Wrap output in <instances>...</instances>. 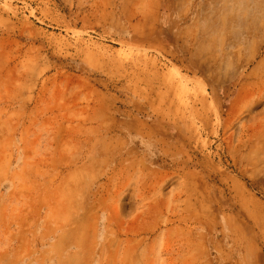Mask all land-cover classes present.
Wrapping results in <instances>:
<instances>
[{"label":"rangeland","instance_id":"obj_1","mask_svg":"<svg viewBox=\"0 0 264 264\" xmlns=\"http://www.w3.org/2000/svg\"><path fill=\"white\" fill-rule=\"evenodd\" d=\"M0 264H264V0H0Z\"/></svg>","mask_w":264,"mask_h":264}]
</instances>
